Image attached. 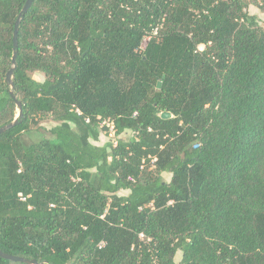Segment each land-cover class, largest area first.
I'll return each mask as SVG.
<instances>
[{"label":"trees","instance_id":"1","mask_svg":"<svg viewBox=\"0 0 264 264\" xmlns=\"http://www.w3.org/2000/svg\"><path fill=\"white\" fill-rule=\"evenodd\" d=\"M25 2L0 0V126L19 112L7 74ZM252 3L264 12V0H34L13 72L24 115L0 133L1 250L42 264H264ZM50 115V136L27 140ZM99 116L117 145L95 143Z\"/></svg>","mask_w":264,"mask_h":264},{"label":"water","instance_id":"2","mask_svg":"<svg viewBox=\"0 0 264 264\" xmlns=\"http://www.w3.org/2000/svg\"><path fill=\"white\" fill-rule=\"evenodd\" d=\"M34 0H26L21 12L19 13L17 19H16V23H15V31H14V53L12 56V67L10 68V70L8 71L7 74V80L9 85L11 86L10 88V94L12 96V98L16 101L17 103V107H18V115L17 117L14 119V121L5 124L3 126H0V133H3L9 129H11L12 127H14L15 125H17L19 123V117L24 115V108H23V103L22 101L17 97L16 93H15V83L13 80V72L15 67L17 66V57H18V34H19V26L21 21L23 20V18L25 17V15L27 14V12L29 11L30 7L32 6ZM159 86L161 85V82H159L158 84ZM171 113L166 112L162 114V117H170ZM0 256L12 261H19V262H24L27 264H42L40 263L37 259H29L23 256H18V255H13L10 253H6L4 251L1 250L0 248Z\"/></svg>","mask_w":264,"mask_h":264},{"label":"rangeland","instance_id":"3","mask_svg":"<svg viewBox=\"0 0 264 264\" xmlns=\"http://www.w3.org/2000/svg\"><path fill=\"white\" fill-rule=\"evenodd\" d=\"M251 1V0H250ZM249 11L252 14H255L261 25L264 26V12L255 4H250ZM149 37L146 38L143 45L145 46ZM34 77L39 80L43 81L45 79V74L41 71H37L34 73ZM58 122L50 115L43 118V121H41L40 126L37 128H34L30 132L26 133V139L29 141H38L44 137L50 136L49 129L56 125ZM134 135V132L132 130L125 131L121 136L124 139H129ZM111 137L109 134L104 130L99 138L98 141H95L96 144L104 145L107 142H109ZM164 178L166 181H169L171 179V174L164 173ZM121 194H128L129 190H122L120 192ZM183 252L178 251L175 260L178 262L182 258Z\"/></svg>","mask_w":264,"mask_h":264},{"label":"built area","instance_id":"4","mask_svg":"<svg viewBox=\"0 0 264 264\" xmlns=\"http://www.w3.org/2000/svg\"><path fill=\"white\" fill-rule=\"evenodd\" d=\"M143 48H145V46L143 45ZM79 113H82L79 109L77 110ZM100 119V125L101 127H106L105 131L109 134V136L111 137L110 141L113 142L114 145H117L118 143V136L116 135V127H115V123L114 121H112L111 119H104L102 117H98ZM102 118V119H101ZM86 121L89 122L90 118L87 117ZM21 171V169L19 170ZM22 199H26V197L22 196Z\"/></svg>","mask_w":264,"mask_h":264}]
</instances>
